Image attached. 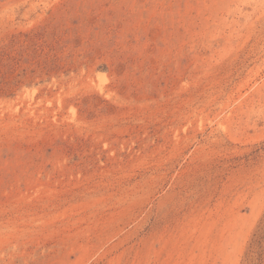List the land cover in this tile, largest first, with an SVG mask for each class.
<instances>
[{
	"label": "rangeland",
	"instance_id": "374dc122",
	"mask_svg": "<svg viewBox=\"0 0 264 264\" xmlns=\"http://www.w3.org/2000/svg\"><path fill=\"white\" fill-rule=\"evenodd\" d=\"M0 264H264V0H0Z\"/></svg>",
	"mask_w": 264,
	"mask_h": 264
}]
</instances>
